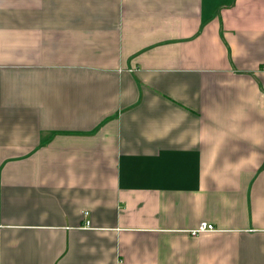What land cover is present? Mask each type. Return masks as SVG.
I'll list each match as a JSON object with an SVG mask.
<instances>
[{
    "label": "crops",
    "instance_id": "1",
    "mask_svg": "<svg viewBox=\"0 0 264 264\" xmlns=\"http://www.w3.org/2000/svg\"><path fill=\"white\" fill-rule=\"evenodd\" d=\"M0 264H264V0H0Z\"/></svg>",
    "mask_w": 264,
    "mask_h": 264
},
{
    "label": "built area",
    "instance_id": "2",
    "mask_svg": "<svg viewBox=\"0 0 264 264\" xmlns=\"http://www.w3.org/2000/svg\"><path fill=\"white\" fill-rule=\"evenodd\" d=\"M214 229V226L213 225H206V224H204V225H202L201 227H200V231H206V230H213Z\"/></svg>",
    "mask_w": 264,
    "mask_h": 264
}]
</instances>
